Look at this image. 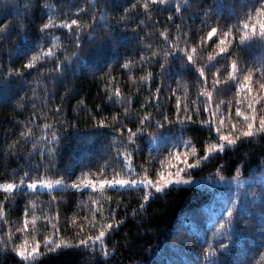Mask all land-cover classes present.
I'll return each instance as SVG.
<instances>
[{
    "label": "snow or ice",
    "instance_id": "6c2138e0",
    "mask_svg": "<svg viewBox=\"0 0 264 264\" xmlns=\"http://www.w3.org/2000/svg\"><path fill=\"white\" fill-rule=\"evenodd\" d=\"M58 3L59 9L56 4L47 3V0L44 3H40V0H23L25 11L19 18L21 35L28 28L24 23L25 19L35 23L32 12L39 5L41 22L38 27V42L20 53L24 57L21 67L9 66L7 72H4L3 65L0 64V89L14 77L29 74L22 69L39 73L41 77L45 73L54 72L56 75L48 76L47 79L62 80L73 59H81L86 48L98 39L97 33L103 32L105 34L103 38L112 39L116 35L115 26L120 24L124 25L122 31L127 33L126 36H121L125 46L128 42L138 40L137 47L140 50L138 61L126 59L121 67L129 69L131 65L137 63L145 67L160 57L152 41L138 32L141 25L148 28V22L144 19L136 20L134 13L137 9H142L141 15L150 18L153 15V8L157 6L162 11H168L167 24L158 33L159 37L164 39V46L167 48L163 53L164 62L160 64L161 71L158 75L163 77L169 70L166 65L170 59H178L179 71L192 72L196 76L197 98L189 100L190 94L185 86L184 102L181 103V99L176 97L174 119L170 118V111L166 110L161 102L163 81L156 85L155 90H150L149 96L140 103L141 110L145 109V105L152 109L144 110L143 115L131 109L134 102L131 96L127 97L123 107L124 115L113 113L110 120L104 115H92L91 119L96 122L93 125L96 129L95 134L108 135L105 129H110L111 134L109 148L112 152L107 154V159L98 170L82 169L77 179L67 184L62 178L50 179L45 173L55 168V164L52 163L55 149L49 147L46 153L49 157L48 164L44 163V155H41L35 167L25 170L18 181L14 175L16 170H13V180L0 183V190L4 193V198L0 200V229L5 225L9 229L6 235L0 234V255H6L11 251L15 254L14 258H18L15 264H41L44 257L62 249L90 248L92 255L89 260H93L94 264H108V260L115 256L116 245L109 249L106 240L111 238V234L115 233L126 219L125 217L116 219V209L110 206L112 197H105L106 192L112 191L122 195L124 190H128L142 193L138 198L141 201L139 207L133 210L137 213L146 207L145 202L167 195L172 186L193 183L192 173L202 172L204 167H213L220 181L227 179L233 183H241L240 165H235L234 176L225 177L221 173L231 170L233 162L225 160V156L234 152L238 145L251 144L258 139L264 140V0H230L227 17L223 15V3L217 5L221 9L219 12H213L211 7L200 9L202 13L200 24L196 26L199 39H196V33L191 31V25L185 28L187 20L195 17H184L183 9H190L193 3L197 5L204 3V0H175V3L174 0H143L142 3H129V0H58ZM173 5L175 14L172 12ZM109 9L115 12L122 9V14L115 22L112 21L113 12ZM178 16L179 22L176 21ZM156 23L159 21L153 22V26ZM173 23L174 30L171 27ZM10 30L7 21L0 23V45L10 34ZM57 32L60 33L59 36L56 35ZM85 35L88 37L87 40L84 39ZM47 41L51 43L45 47ZM57 41L61 44L58 45ZM253 49L260 50V56L255 59L247 58L246 51ZM2 51L0 48V52ZM61 51L64 52L62 57L59 55ZM205 52L206 59L200 63L199 60ZM219 61L224 63L217 67ZM40 62L53 64L54 67L46 68L44 63ZM111 68L110 64L109 69ZM151 76L152 73L148 72L138 79L143 83ZM129 79L136 78L130 74ZM233 87L235 88L233 96L227 100L222 99L221 97L228 96ZM104 88L109 103H112L113 99L117 104L124 103L123 93L118 86L109 82ZM176 91L174 88L169 92L167 101L169 104ZM35 95L34 90L33 96ZM25 99L26 96L20 97V100ZM16 107L23 108L25 105L17 102ZM61 109L62 106L57 104L52 115L57 118V123L63 125L65 121L58 119ZM96 110L104 112L106 109L97 104ZM181 112L184 114L180 115ZM133 116L136 120L134 129L129 127ZM26 126L30 128L31 121L27 122ZM43 128L51 129V125L45 123ZM189 133L207 135L198 148L190 137L185 138ZM20 136L29 137L30 132L21 130ZM38 139L51 144L57 141V134L53 131L51 137L45 134ZM144 142H147L151 151L148 153V160L137 170L134 158L143 154ZM163 146H168V152L157 164V157ZM33 147L35 148V144ZM43 151L41 149L42 153ZM247 163L246 159L240 161V164L246 167ZM253 167L260 169L258 175L261 179L254 182L262 191L253 193L254 198L260 199L259 208H250L247 196L241 198L239 205L236 198L229 197L230 202L225 203L209 222L212 236L208 237L205 234L203 238L195 239L196 244L207 246L202 247V251L197 252L195 258L188 264H225L223 257L233 255V251L241 246L245 236L252 238L258 251H253L249 260H245L242 254H237L232 264H256L257 255L264 258V156ZM249 171L251 172V169ZM123 176L129 179H124ZM45 188L49 193L57 189L66 191L69 188L78 191L91 190L89 202L92 207L86 211L85 216L75 214L67 218V223L75 228L71 233V239L63 238L58 215L49 214L46 210L38 216L31 199L23 209L21 218L15 222L20 226L15 232L12 231L13 222L8 219L5 207L12 206L9 202L18 193L35 197L36 191ZM56 200V196H50L49 205ZM116 201L119 207L120 195L116 196ZM105 203L109 204L107 209L104 208ZM39 219L47 222L42 225L44 229L42 239L37 237ZM18 233L19 243H16Z\"/></svg>",
    "mask_w": 264,
    "mask_h": 264
},
{
    "label": "trees",
    "instance_id": "16d2710c",
    "mask_svg": "<svg viewBox=\"0 0 264 264\" xmlns=\"http://www.w3.org/2000/svg\"><path fill=\"white\" fill-rule=\"evenodd\" d=\"M44 2L45 0H40V3ZM132 2L142 3L143 0H129V3ZM47 3L56 4L57 9H59L58 0H47ZM220 3H223V15L227 17L230 0H204V3L199 5L193 3L190 9H183L184 17H195L187 20L185 28L187 29L188 25H191V31L196 33V39H199L196 26L200 24L202 15L200 9L211 7L213 12H219L221 9L217 5ZM24 11L23 0H19V2L17 0H0V13H2L0 23L7 21L11 28L10 34L0 45V48L3 49L0 52V57H2L0 64L3 65L4 72H7L9 66L21 67L24 57L20 53L38 42V27L41 22L39 5L32 12L35 23L25 19L24 23L28 25V28L21 35L19 18ZM109 11L113 12V22L119 19V15L122 14V9L119 12H115L113 9H109ZM152 11L153 15L150 18L141 15L142 9H137L134 13L136 20L144 19L148 22V28L141 25L138 32L140 35H146L152 41L160 57L154 62H149L145 67H141L139 63L131 65L129 69L121 67L126 59L138 61L140 50L137 47L138 40L128 42L125 46L121 36H126L127 33L122 31L124 25L120 24L115 26L116 35L112 39L103 38L105 36L103 32L97 33L98 39L86 48L81 59H73L62 80L47 79L48 76L56 75L54 72L45 73L41 77L39 73L22 69L23 72L29 74L19 78L14 77L0 89V183L11 182L13 170H16L14 175L18 181L25 170L35 167L41 155H44V163L48 164L49 157L46 153L49 147L55 149V155L52 158L55 168L45 173L50 179L62 178L65 183H69L77 179L82 169L98 170L99 166L104 164L107 159V154L112 152L109 148L111 134L110 129H105L104 131L109 133L108 135H96V129L93 127L96 122L91 119V116L104 115L110 120L113 113L124 115L123 107L128 96H131L134 101L131 104V109L143 115L144 110L151 111L152 109L149 105H145V109L141 110L140 103L149 96L150 90H155L156 85L161 84L162 81L161 102L164 108L170 111V118L174 119L176 115V97L181 99V103L185 100V86L190 94L188 99L197 98L196 76L192 72L179 71L180 61L178 59H170L169 64L166 65L169 70L164 73L163 77L158 75L161 71L160 64L164 62L163 53L167 51L164 46V39L159 37L158 33L167 24L168 11H162L159 6L153 8ZM172 12L175 14L174 5ZM99 14L98 12L97 15ZM179 20L180 17H176V21L179 22ZM156 21L159 23L153 26V22ZM221 22L223 23V21ZM231 22L229 21V23ZM171 27L174 30L175 24L173 23ZM56 35L59 36L60 33L57 32ZM84 39H88L87 35L84 36ZM48 43L51 41H47L44 46L47 47ZM57 44L60 45L61 42L57 41ZM145 54L147 55V53ZM260 54L258 49L246 51V57L249 59H255ZM28 55L30 56L31 52ZM59 55L62 57L64 52L61 51ZM10 59L11 65H9ZM204 59H206V52L202 54L199 62L203 63ZM40 63H44L46 68L54 67L53 64ZM223 63L224 61H219L217 67ZM110 64L112 65L111 69H109ZM148 72H151L152 76L141 83L138 78ZM130 74L136 79H129ZM45 80L46 82H43ZM109 82L121 89L124 103L117 104L114 99L112 103L108 102L104 86ZM174 88L177 91L171 97L169 104L167 102L169 92ZM34 90L35 96H33ZM45 91L47 97H45ZM234 92L235 88L233 87L227 97L221 98L227 100L233 96ZM21 96H26L27 99L20 100ZM80 101L83 103L81 104ZM17 102L24 104L25 107L17 108ZM150 103L154 104L155 102L150 101ZM234 103L233 101V105ZM57 104L62 106L58 119L65 121L63 125L57 123V118L52 115ZM97 104L102 105L106 110L98 112L96 110ZM42 113L46 115L47 119ZM183 114V112L180 113V115ZM29 121H31L30 128L26 126ZM45 123H49L51 129L43 128ZM135 123V116H133V121L129 127L134 129ZM21 130L30 132V136L21 137ZM53 131L57 134V141L48 144L38 139L45 134L51 137ZM206 135L207 133L201 135L189 133L185 138L190 137L199 148ZM33 144H35V148ZM41 149L44 150L43 153ZM149 151H151L150 146L144 142L143 154L134 158L137 170L148 160ZM167 152L168 146H163L160 155L157 157V164ZM262 156H264V140L258 139L251 144H240L234 152L225 156V160L233 162L231 170L221 174L227 177L234 176L236 174L235 165H240L241 176H253L252 173L258 175L260 169L253 166L258 164ZM245 159L248 162L247 167L240 164V161ZM109 166H111L110 161ZM192 175L193 178H206L216 174L213 167H204L202 172L194 171ZM31 178L30 176L29 179ZM122 178L129 177L123 176ZM81 191L83 190L78 191L70 188L66 191L57 189L51 193L36 191L35 197L25 196L22 192L18 193L9 202L12 206L5 207L8 219L13 222L12 231L15 232L16 228L20 226L15 222L21 218L23 209L28 200L31 199L38 216H41L46 210L49 214L58 215L63 238L71 239V233L75 231V228L67 223V218H71L75 214L83 217L86 211L92 207L89 202L91 190L83 191V194ZM261 191L262 189L258 184L244 189L172 187L167 195L145 202L146 207L137 213H134L133 210L139 207L141 201L138 198L142 193L124 190L121 195L108 191L104 195L105 197H112L110 206L116 209V219L121 217L126 219V222L119 226L115 233L111 234V238L106 240L109 249L116 245L115 256L108 260V264H188L190 260L195 258L197 252L202 251V247L207 246L206 244L203 246L196 244L195 239L197 237L203 238L205 234L208 237L212 236L209 222L225 203L230 202L229 197L236 198L237 205H239L241 198L247 196L249 207L258 209L260 199L259 197L254 198L253 193H261ZM53 195L57 197V200L49 205V198ZM117 195H120L119 207H117ZM3 198L4 193L0 190V200ZM108 207L109 204L105 203L104 208L107 209ZM89 218H91V213H89ZM46 223L43 219L37 221L38 238L42 239L44 231L42 225ZM8 230V226L5 225L0 229V234L6 235ZM15 242L19 243V233ZM253 251H258L256 245L252 238L245 236L241 246L233 251V255L225 256L223 259L225 264H232L233 258L237 254H242L245 260H249ZM91 255L92 250L90 248L88 250L83 248L62 249L44 257L41 264H94L93 260L88 259ZM14 257L15 254L11 251L6 255H0V264H15V260L18 258ZM256 264H264V258L257 255Z\"/></svg>",
    "mask_w": 264,
    "mask_h": 264
},
{
    "label": "rangeland",
    "instance_id": "374dc122",
    "mask_svg": "<svg viewBox=\"0 0 264 264\" xmlns=\"http://www.w3.org/2000/svg\"><path fill=\"white\" fill-rule=\"evenodd\" d=\"M227 177V176H225ZM231 177V176H228ZM132 178H136V177H132ZM124 179H129V178H124ZM239 179L241 180V183L237 184V183H233L230 180H225V181H220L219 177L217 175H213V176H209L206 178H194V182L190 183L188 185H180V186H172V187H208V188H235V189H244L247 187H250L252 185H256L257 183H255L254 181H258L261 179V177L259 175H255V176H241L239 177ZM67 184V183H66ZM35 191V190H34ZM39 191H48L46 188L45 189H41Z\"/></svg>",
    "mask_w": 264,
    "mask_h": 264
}]
</instances>
